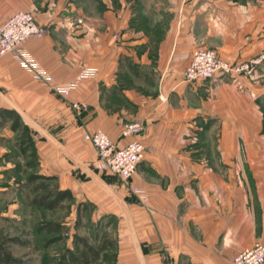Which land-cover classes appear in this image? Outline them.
Listing matches in <instances>:
<instances>
[{
	"label": "crops",
	"instance_id": "crops-1",
	"mask_svg": "<svg viewBox=\"0 0 264 264\" xmlns=\"http://www.w3.org/2000/svg\"><path fill=\"white\" fill-rule=\"evenodd\" d=\"M17 11L48 28L22 49L55 84L97 71L62 96L0 56V110L30 129L41 174L114 217L115 264H233L264 243V0H0V25ZM196 46L249 69L186 82ZM135 122L143 132L123 137ZM10 127L0 121V194L20 157ZM95 130L144 145L129 180L97 171L83 138Z\"/></svg>",
	"mask_w": 264,
	"mask_h": 264
},
{
	"label": "built area",
	"instance_id": "built-area-1",
	"mask_svg": "<svg viewBox=\"0 0 264 264\" xmlns=\"http://www.w3.org/2000/svg\"><path fill=\"white\" fill-rule=\"evenodd\" d=\"M48 33L46 26L40 25L33 13L17 11L8 17L0 25V56L10 55L15 59L36 82L44 83L51 91L58 95L66 96L77 83L83 79L95 77L96 70L92 68L81 69L74 82L57 85L53 78L42 69L30 54L26 53L22 46L29 38H40ZM264 59V54L261 59ZM249 69L248 65H233L221 59L214 50L203 46H196L191 53L189 62L184 71V81L195 82L201 80H213L224 76L240 74ZM76 113L85 110L86 105L72 103ZM143 132L141 123H128L123 126V137H136ZM95 150V166L98 170L114 175L120 180H129L138 170L142 161L144 145L137 140H131L119 148L101 130L87 132L83 136ZM132 193L140 202H145L147 196L142 189L134 188ZM233 264H263L264 243L256 241L251 246L244 248L232 259Z\"/></svg>",
	"mask_w": 264,
	"mask_h": 264
},
{
	"label": "rangeland",
	"instance_id": "rangeland-1",
	"mask_svg": "<svg viewBox=\"0 0 264 264\" xmlns=\"http://www.w3.org/2000/svg\"><path fill=\"white\" fill-rule=\"evenodd\" d=\"M19 156V159L12 160L15 166L9 168L7 172L9 173L7 176L13 179L12 183H3L9 189L0 194V234L9 239H17L19 243L9 244L15 256L22 257L27 264H55L66 248H72L74 234L84 237L89 243L96 244L94 234L99 230V233L104 232L111 239L116 240V225L113 220L98 219L94 213L91 219L88 221L83 219V225L75 229L78 203L75 198L74 202L65 203L70 205L69 208L56 210H45L28 205L26 199L31 196L25 197V191H22L23 194L18 193L17 187L32 169H26L25 165L29 162L27 157ZM97 171L103 172L98 169ZM51 223L60 224L61 231L59 233L47 231L45 225ZM103 257L95 264H115L116 255L113 259L110 257V252H106Z\"/></svg>",
	"mask_w": 264,
	"mask_h": 264
},
{
	"label": "trees",
	"instance_id": "trees-1",
	"mask_svg": "<svg viewBox=\"0 0 264 264\" xmlns=\"http://www.w3.org/2000/svg\"><path fill=\"white\" fill-rule=\"evenodd\" d=\"M0 121L9 122L10 129L17 132L15 146L18 153L28 159L25 165L26 169H32L27 173L24 181L17 187V192L27 198L28 205L39 207L45 210H56L69 208V204L74 202V196L68 189H61L54 176L41 174L38 166V156L33 146L31 131L27 125L23 124L20 117L12 110L1 109ZM52 182L53 184H49ZM93 206L87 202H78L76 204L75 229L83 225L82 221L89 220L92 217ZM111 219L113 216H105L102 219ZM101 219V220H102ZM50 233H59L61 226L58 223L45 225ZM99 231V230H98ZM98 231L94 234L96 244L89 243L84 237L74 234L72 248H66L57 258L55 264H95L102 259L103 254L110 252V257L115 259L116 240L111 239L108 234ZM10 243H19L15 238H8L0 234V264H27L22 257L15 256L9 248ZM104 258V257H103ZM106 258V257H105ZM110 258V259H111Z\"/></svg>",
	"mask_w": 264,
	"mask_h": 264
}]
</instances>
